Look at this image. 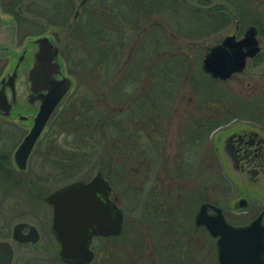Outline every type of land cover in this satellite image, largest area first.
Wrapping results in <instances>:
<instances>
[{
	"label": "rangeland",
	"instance_id": "374dc122",
	"mask_svg": "<svg viewBox=\"0 0 264 264\" xmlns=\"http://www.w3.org/2000/svg\"><path fill=\"white\" fill-rule=\"evenodd\" d=\"M1 1L4 2V0ZM109 1L115 2L116 8L121 10L120 18L122 26L121 30L118 31V34L122 37L121 40H118V43L120 44L118 53H121V56L116 63L109 65V71L107 75L108 77L114 76L113 79L116 80L122 77L125 66L130 64L133 65L134 61L138 63L136 64L138 68H140L141 65L142 69L145 68V64L149 63L148 58L152 57L151 55L153 50L151 49L153 47H157V51L163 53L172 52L175 55H179L183 51L187 52L189 62L193 61L194 56L198 57V59L202 58V56L208 51L209 46L215 44L225 34L231 33L234 30V26L232 25L233 18L229 17L230 15L228 16L229 9L231 11L234 9L235 14L237 8H240V10L238 9L239 12L237 11L238 14L236 15L239 16L240 23L243 26L247 24H253L257 26L256 24L259 23L262 25V28H264V20L261 18H257L256 20L254 17V12L255 16L258 14L256 13V7L253 4L250 6L251 3H247V6L242 5L244 4L242 0H210L208 2L210 4L208 5H214V7L217 8L215 9L218 12L217 14L222 16L221 18L214 17L213 21L216 20L219 22L217 24L213 23V21H211V23L207 22L205 15H199L197 11L192 12L193 9L190 8H205V5L207 4H204V1L206 0H108V2ZM255 1L258 3L259 0ZM78 2L79 0H8L7 6L10 8L12 13H21L24 16H27L24 17V19L31 20V24L33 23L30 28L31 30L40 31L42 29H46L55 31V36L61 38V42L63 44V41L68 39V37L66 38V35H63L61 28L66 23L70 22L75 5ZM171 3L177 6V8L172 12L169 9L171 7H168L171 5ZM236 3L241 5H236ZM61 4H66L67 7L65 6V9L62 10L60 8ZM38 14L40 15L38 16ZM83 15L84 11L78 14L79 20L76 21V24L82 25ZM250 15L252 16L250 17ZM64 16H66V19L62 20L60 23L59 21H55L57 18L61 17L64 19ZM220 19L222 20L221 22ZM189 20L193 21L194 23L191 24ZM254 20H256L258 23L255 24ZM17 24V38H20L19 30L23 31V28L19 27L20 23ZM195 25L196 30L199 31L200 25L203 29L199 31L197 35L193 34L191 36L189 30L195 31ZM85 28L87 29L86 26ZM259 30H262L261 27H259ZM188 35H190V37ZM25 36H23L21 39H25ZM263 38L264 36L262 35V46L264 43ZM84 43H86V40L81 43V46ZM116 44L117 43H115V45ZM119 46L116 45L115 47ZM66 47L67 48L64 49L63 53L64 55L66 54V56H64L65 64H68L70 53L80 55V49L76 51L75 49H70L71 47L69 45ZM261 50L262 48L260 49V52ZM144 59L147 60L144 61ZM196 61L199 62L198 60ZM90 62V59L87 58L84 62V65L88 67ZM255 69L259 70V66H257ZM192 70V68H186L188 74H185L184 78L180 77L177 84L176 82L172 84L173 93L176 95L175 99L172 101L171 99L165 97L163 98L165 100L161 104L163 107L162 111L167 112V117L163 119L161 126L162 131L157 136L159 138V143L163 152L161 157L167 159L166 161L161 160L163 162L172 160L173 157L178 153V141L176 138L179 134L178 130L183 120V118H181L182 110L195 108V103L191 97V94H196V92L192 86L189 85V83H191ZM96 76H92L91 72L87 69L84 70L83 73L73 76L75 86H73L71 92L69 91L68 93L72 95L78 94L79 92L86 93L88 98L94 99L96 94L92 91L93 87V89H98L102 94L105 95L106 104L104 105L108 107L112 104L110 99L111 94L109 93L110 88L105 87L107 77H105V75L101 77ZM141 76L142 75L139 77ZM240 78L243 81H228V83L231 82L232 84L229 85L230 91L232 93H234L235 90H237L239 93H244L246 90L244 80H247L248 78L244 74L240 75ZM255 79L256 80L253 79L254 81L252 80V82L258 84L259 77L257 76ZM109 84L110 83H108V85ZM131 87H133V85H131L130 88ZM188 98H190V101H187ZM239 99H241V97H239ZM66 101L68 102V99L65 98L62 105L66 103ZM66 104H64L63 109L65 108ZM122 110H124V107H122ZM20 113L25 115L27 119H18L17 116L10 117L11 121H13V123H15V125L18 127L15 128L14 132H8L10 135L9 139H7L8 141L4 142V139L0 140V150L3 148L4 142L11 157L15 145L22 135V131L30 126V117L32 112L25 110L21 111ZM51 120L52 119L50 118V120L46 123L39 137L36 139L32 149L30 150L26 161L27 167L25 170L18 171L11 164V171L6 175L10 181L13 180L11 184L8 186L6 182L0 180V232H8L10 225L17 219L21 218L36 223L40 231L39 245L34 249L29 247V249L25 250L26 259H28L26 264H66L58 259L56 257L57 255L55 256L58 245L49 229L50 208L47 202L44 201L43 197L47 192L71 180L78 178L87 180L94 174L96 170L94 166L89 169L88 164L94 163L93 159L90 158V160L86 161L77 172L71 173L70 175L63 178H59L58 175L55 174L56 170L58 169L57 166H54V164L50 165L51 162L45 163L41 161V158H43L41 154L44 153L47 148V131L51 129L49 127ZM66 140L67 139L64 138L62 134H59L55 145L58 144L57 146L60 145L64 147ZM198 149L199 147L194 148V151L196 152ZM191 157L192 159H190ZM191 157L189 158L191 164H188L190 168L185 170L184 179L179 178V180L170 181V184L172 185V191L180 189L179 191L186 190L187 192L189 190H194L201 187L205 198H218L223 202L227 201L229 203L237 197V190L229 188L228 183L220 179L219 176H214V172H212L213 170H209L212 167H209L208 165L198 166L196 161L195 163L193 162V158L195 156L192 155ZM145 167L146 166H139L136 173H142L146 169ZM198 171L201 172V175L199 174L200 177H197ZM0 174V177L4 175L2 167ZM47 174L49 178H46ZM154 174L159 176L158 181L161 185L162 182H167L165 179L166 172L163 171V169L157 164L152 166L146 177H142V173L141 177L147 181H134L133 187L138 188V191H140L138 198L141 200L143 205H145V200L152 192L150 191V183L153 180L152 175ZM19 181L21 183H19ZM111 185V195H116L118 205L123 208L130 218H134L135 216L138 217V215L142 213L143 209L142 205L138 209L137 204H135V206L133 204L135 198L131 193V191L133 192V188L126 186L124 181H114V185ZM31 191H37L36 196L31 194ZM190 196H192V193L188 196V198H186L187 202L190 200ZM197 204L198 203H194L192 206L191 202L189 201L187 206L184 205V207L181 208L182 211L179 210L182 212L183 222L185 221V225L189 230V238H186V246L184 245V251H186L184 262L185 264H216L213 243H211V240L206 237L205 233L202 232L199 235V230L194 229L193 226L190 225L191 217ZM187 208L189 211L192 208V211L189 212ZM94 247L95 251H97L99 248V243H92L93 252ZM147 248L148 247H146V245L142 246L141 249H138L137 247V249L133 250V252L127 254L129 252L126 251V249L120 244L114 247L117 252L116 259L118 258V254L121 256L123 251L126 252L123 258L124 264H149L151 257L149 258V255L147 254ZM140 250L143 251L140 253ZM170 253L174 257V264H184L182 262L183 258L181 257L182 260H179L177 253ZM24 259V255H22L20 258L22 262L21 264L24 263Z\"/></svg>",
	"mask_w": 264,
	"mask_h": 264
},
{
	"label": "trees",
	"instance_id": "16d2710c",
	"mask_svg": "<svg viewBox=\"0 0 264 264\" xmlns=\"http://www.w3.org/2000/svg\"><path fill=\"white\" fill-rule=\"evenodd\" d=\"M209 1H204V4H207L205 8H190L193 9L192 12L197 11L199 15H205L207 22L211 23L214 17L221 18L222 16L217 14L218 12L215 10L217 8L214 5H208L210 4ZM88 4L91 5V10L87 11L88 14H85V16L87 15V20H90L91 25L90 49L86 50L89 53L81 52L76 58H72L74 61L72 64L76 67L73 72L78 75L87 69L94 77L105 75L107 82L110 83L108 85L106 82L105 87L110 88L112 105L106 107L104 105L106 104L105 95L98 89H93V87L92 91L96 94L94 99L88 98L86 93L81 92L78 93L79 95L76 94L70 97L72 103L68 102L64 109L62 108L53 119L51 118L49 125L51 129L47 131V148L41 156L57 162V164L54 162L53 164L58 167L57 175L59 178L77 172L86 161L92 158L94 163L88 164L89 169L94 166L113 185L114 181H124L126 186L133 188L131 193L135 197L134 206L137 204L139 209L142 205L143 210L138 217L130 218L125 211L123 212L122 228L118 235H97L95 237L94 243L98 242L99 248L95 251L94 247L95 255L93 259L85 264H124L125 251L122 252L121 256L118 254L116 259L117 252L114 247L118 244L129 252L127 254L133 252L137 247L141 249L142 246L146 245L148 247L147 254L149 258L151 257L149 264H174V257L170 252L177 253L179 260H182L181 257L184 258V255L186 257V251L182 253L183 255L179 252L182 246L156 244L157 251L154 257L156 260L152 262L154 259H152V249L148 240L152 237L153 231L158 233L156 237L160 239L164 238L165 235L167 236L166 233L170 236V231L173 232L170 225L179 220L178 211L184 205L187 206L189 201L192 203L205 200L204 192L201 187L187 192L178 189L176 196L172 195L174 196L172 197L173 202L169 204L167 189L162 187L167 182H162L161 185L159 181L152 180L150 183V191L152 192L145 200V205H143L138 198L140 191H138V188H134L133 184L135 180L138 182L147 181L142 177L148 175L153 165L139 164L136 158L141 157L143 162H146L151 156L152 151L147 145V138L157 135L161 130L163 119L167 117V112L162 111L161 104L165 100L163 98L167 97L172 101L175 99L176 95L173 93L172 84L174 82L177 84L180 77L184 78V75L188 74L186 68L193 69L189 85L196 92V103L202 100L200 104L204 110L218 112L215 118L206 121L207 126L212 127L217 123L225 122L227 117L223 114V110L243 109L242 100L234 98L235 104L232 108V101L227 96L223 98V96L214 97L208 94L210 92V85L207 83L208 76L201 71L198 65L199 62L196 61H199L198 57L194 56L193 61L189 62L188 53L184 51L179 55H175L172 52L157 51V47H155L154 54L148 58L149 63L145 64V68L142 69V65H139L140 68H138L135 64L132 63L133 65H131L129 63L130 65L125 66L121 78L116 80L113 79L114 76L108 77L109 65L116 63L121 56V53H118L120 48L118 40H121V36L118 34V15L121 10L116 8L115 2H108V0H95L90 1ZM168 7H171L169 8L171 12L177 8L173 3ZM238 9L240 10V8H237V11ZM234 11V9L232 11L229 9L228 14L233 15ZM237 11L235 14H238ZM256 20L255 24L258 23ZM189 21L191 24L194 23L191 20ZM202 29L200 25L199 31ZM199 31L196 30V25L195 31L189 30L191 36L193 34L197 35ZM188 36L190 37V35ZM83 39L85 40L83 36L77 37L71 44L76 45ZM115 43L119 47H115ZM87 58L91 61L88 67L84 65ZM140 75L142 76L139 77ZM131 85L133 87L130 88ZM197 88L208 89L202 91L201 94V91L197 92ZM122 107H124V110H122ZM147 110H151V114H148L150 111ZM149 115L152 117L153 124L147 122ZM198 120L195 118V121L190 122L188 125H196ZM152 125L154 126V132H151ZM15 128L14 125H11L10 132H14ZM157 130L159 131L157 132ZM59 134L67 139L64 147L57 146L58 144L55 145ZM157 153L158 150L154 148V154ZM154 156L159 157L158 154ZM157 165L168 174L183 173L187 168H190V166L181 165L179 162L165 164L161 160L157 161ZM139 166H146V169L142 172L143 175L139 172L136 173ZM12 181L7 179L4 182L9 186ZM19 183L21 182L19 181ZM191 193L190 200L187 202L186 199L183 203L182 197L188 198ZM181 204L183 206L180 207ZM185 233L187 235H185V238H189L188 229ZM141 251L143 250H140V253Z\"/></svg>",
	"mask_w": 264,
	"mask_h": 264
},
{
	"label": "flooded vegetation",
	"instance_id": "af4514ba",
	"mask_svg": "<svg viewBox=\"0 0 264 264\" xmlns=\"http://www.w3.org/2000/svg\"><path fill=\"white\" fill-rule=\"evenodd\" d=\"M90 1H95V0H79V2L75 5V9H74V12L72 13L70 22L66 23L61 28V31H63V35H66V38L68 37V39L63 41V44H62L61 38L55 36L54 34L55 31L46 30V29L45 30L42 29L40 31L31 30L30 28L33 23L31 24L32 22L31 20L24 19V17H27V16H24L21 13H18V14L12 13L10 8L7 6L8 0H4V2L0 0V70H1L0 78H2L4 75L8 73L13 72V87H14V90L10 91V89L8 88L6 84V79L3 80L4 92H5L8 102L10 103V109H9L8 114H4L3 112L0 111V140L4 139V142L8 141L7 139H9L10 137L8 132L10 131L11 125L18 127L17 125H15V123H13V121H11L10 117L17 116L18 119H23V118L25 119L26 116L21 114L20 112L25 111V110L30 111L32 112V115L30 117V124H31L32 117L37 109V106L39 103V96H38L39 92L31 91L30 82L28 79V70L33 63L34 53L37 50V43L34 41L35 38L44 36L50 41L52 46L56 47V55L52 59V61L58 63L59 71L55 73L53 72L52 73L53 76L55 78L67 76L70 80V85L68 89L66 90L65 94L62 96L60 101L58 102L57 106L53 110L50 117L53 119L54 116L57 115V113L63 108L64 104L68 102L70 103L72 101L70 100V97L74 95L69 94L68 92L69 91L71 92L73 86H75L73 76L77 75L76 73L73 72V69H75L76 67L72 64L74 63L72 58H76L78 54L70 53L68 64H65V58H64L63 51L65 48H67L66 47L67 45L71 47L70 49H75L76 51L80 49V53L86 52V50L90 49L91 25L89 22L90 20L89 21L87 20V15L85 16V14H88L86 12L91 10V7H90L91 5L88 4V2ZM242 2H244V4L242 5H245V6L248 5L247 3H251L250 6L253 4L256 7V10H257L256 13H258L255 16V12H254L253 13L254 17L256 19L261 18L264 20V0H259L258 3L255 0H242ZM236 5H241V4L236 3ZM65 6L67 7L66 4L65 5L61 4L60 8L64 10ZM83 11H84V15L82 17L83 23L82 25H78L76 24V21L79 20L78 14ZM39 15L40 14H38V16ZM120 15L121 13L118 15V31L121 30V26H122ZM229 15L230 14H228V16ZM251 16L252 15H250V17ZM229 17L233 18L232 25L234 26V30L231 33H228V34H233V38L230 41L235 42L241 37H243L245 34L246 28L252 25L255 28L254 36L257 39L258 50L252 56H248L245 58L244 66L240 70L232 71L230 72L228 76L223 77V78L212 75L209 72H205L202 70V58L205 56V54L208 51L202 56V58H199L198 65L201 71L208 76V82L206 81L210 85L209 86L210 92L208 94L214 97H217L218 95L223 96V98L226 97L225 95H228L227 98H229L230 101H232L231 102L232 108H234L235 99H239V97H241L243 109L223 110L222 112L225 115V117H227V120L225 122L217 123L214 126L210 127L209 125L207 126L205 124L206 121H208V119L210 120L211 118H215L218 112L217 111L209 112L207 110H204L202 108V105L200 104L202 100H199L196 103L195 94H191V97L195 103V108L188 109V110L183 109L181 112L182 113L181 118H183V120L181 119L182 122L178 130L179 134L176 138V140L178 141L177 143L178 153L176 156L173 157L172 160H168V162H165V164L169 162H172V163L179 162L181 165L182 164L188 165V164H191L190 159H192L191 156L194 155L195 156L193 158L194 163L196 161L198 166L208 165L209 167H212L209 170H213L212 172H214V176L216 177L219 176L220 179L228 183L229 188H233L237 190V197L230 203L227 201L223 202L221 201V199L219 200L218 198H208V197L205 200H200L197 202L194 201L191 203L192 206L194 205V203L195 204L198 203V204L196 205V208L194 207L195 209L191 217L190 225H192L194 229L199 230V235L200 233L203 232L205 233L206 237L211 240V243H213L214 245V255L215 256H216L215 238L212 237L208 233V231L206 230L203 224H196L194 222L195 211L197 210V207L202 202H208L218 207L225 221L231 225H244L248 223L249 221H251L252 219H254L256 216L260 215L259 222L264 227V49H263L264 43L262 46V42H261L262 35L264 36V28H262V25H260L259 23L256 24L258 27L253 24H247L243 26L240 23L239 16L236 14L230 15ZM65 19H66V16H64V19H62L61 17V18H57L55 21H59L60 23L62 20H65ZM217 22L218 21L214 20L215 24H217ZM17 23H20L19 27L23 28V31L19 30L20 38H17V32H18ZM80 26L82 27V30ZM85 26L87 27V29L85 28ZM259 27H261L262 29L261 31L259 30ZM228 34H225V35H228ZM23 36H25L26 38L24 37L25 39H21ZM80 36H83L85 38L86 43H84L81 46V43L85 41L83 39V40H80L78 44L76 45L71 44V42H73L77 37H80ZM223 37L220 38L213 45L220 43ZM213 45L209 46L208 50ZM154 48L155 47L151 49L153 50L152 55L154 54ZM226 48L228 51L232 50V47H226ZM242 48L244 49V47ZM261 48L262 50L260 52ZM86 53H89V52H86ZM134 64L136 65L138 63L134 62ZM257 66H259V70L255 69L257 68ZM242 74L246 75V77L248 78L247 80H244L246 90L244 91V93L242 92L239 93L237 92V90H235V92L232 93L230 91L229 85H232L231 82L233 80H236L238 82L243 81L240 78V75ZM257 76L259 77L258 84L252 82L253 79L256 80L255 77ZM229 80L231 81L230 83H228ZM206 89L197 88V92L201 91V94H202V91H207ZM65 98L68 99V102L66 101V103L62 105ZM190 98H188L187 101H190ZM147 111H150L148 112V114H151V110H147ZM148 117L149 118H147V122L150 124L151 123L153 124L151 120L152 118L151 115H149ZM195 118L199 119L198 121H196V125H188L190 122L195 121ZM47 122L48 120L46 121V123ZM28 128L24 130L19 141L21 140L23 135L26 133ZM159 130H157V132ZM160 131H162V127ZM160 131L157 133V135L150 136L149 138H147V145L148 147L151 148L152 153H151V156L147 159L148 161L146 162H143V158L137 157L136 161L139 164L155 165L157 164V161L167 160L161 157L163 152H162V147L160 146V143H159V138L157 137L161 133ZM151 132H154L153 125H152ZM40 133L38 134L37 138L39 137ZM225 140H227V144L230 147L229 157L230 159H233V162H235L237 165V168L233 170H231L226 164V155L222 150V146ZM4 142H3V148L0 150V171L2 167L3 172H4V175L0 177V180L2 181H5L8 179L6 175L9 174V172L11 171L10 164H12L13 167H15V169H17L18 171H23L27 167V164H26L23 169L17 168V166L15 165L13 161V151L16 145L18 144V142L12 151V157L10 156L9 151L6 147V144ZM198 147L199 149L196 150L195 152L194 148H198ZM154 148L158 150L157 154L159 155V157L154 156V155H157V154H154ZM27 158H26V161H27ZM41 161L45 163L51 162L50 165H53V162L57 164L55 160H51V159L41 158ZM55 164L54 166H56ZM244 170L246 171L245 173H244ZM57 173H58V169L56 170L55 174ZM200 173L201 172L198 171L197 177H200L201 175ZM100 174L102 177H104L101 171H100ZM239 174H242V176L245 177V183L239 180L238 178ZM46 178H49L48 174L46 175ZM104 178L107 179L106 177ZM152 178H153V181H158L159 176L157 174H154L152 175ZM179 178L184 179V172L178 173V174L177 173L176 174L166 173L165 175V179L169 183H167L166 185H163L162 187L167 189V194H168L167 199H168L169 204L173 202L172 197L176 196L178 192L177 191L178 189L172 191L171 189L172 185L170 184V181L179 180ZM36 193L37 191H31V194H34V196H36ZM111 193H112V185H111V191L109 192V197L112 201L115 202L117 206L121 208L122 222H123L124 210L120 205H118L116 195L112 196ZM182 199L184 200L183 203H185L186 198L182 197ZM239 199L243 200L242 204H239ZM181 206H183V204H181L180 207ZM180 210L182 211V209ZM191 211H192V208L190 209L189 212ZM206 212L208 214H213L214 209L210 206L209 207L207 206ZM177 215L179 216V220L178 222H175V224L170 225L172 226L171 230H173V232L170 231V236H168V233H166L167 236L165 235L163 239H160L156 237L158 233H156V231H153L152 237L149 238L148 241L152 249V257H153L152 259H154L155 253L157 251L156 244H161V245L169 244L170 246H175V247L182 246L179 249V252H181V254L185 252L184 245H186L185 243L186 233L185 232L187 230V226L185 225L186 224L185 221L183 222L182 212L179 211ZM18 221H25L29 224H33L38 232V235H40V231L36 223L30 220L24 219V218L17 219L16 221H14L10 225L8 232L6 233L0 232V239L11 241L12 257H11L10 264H21L22 262L20 258L22 257V255H24V258H25L23 264H26L28 259H26L25 250L29 249V247L31 249L36 248L39 245V240H40V236H38V239L36 240V242H32L30 240H26V241L11 240L12 225ZM49 222H50V217H49ZM27 228L28 226H24L20 228V230L22 233H25L27 231ZM49 229H50V223H49ZM95 237L91 238L90 244H89L90 249L92 251H93V248L91 247V243L95 241ZM55 256L58 259H60L58 255V248L56 250ZM155 260L156 259L152 260V262H154ZM263 260H264V255H263ZM165 261L167 262V260ZM184 261H185V255L182 260V262L185 264Z\"/></svg>",
	"mask_w": 264,
	"mask_h": 264
},
{
	"label": "water",
	"instance_id": "95a60500",
	"mask_svg": "<svg viewBox=\"0 0 264 264\" xmlns=\"http://www.w3.org/2000/svg\"><path fill=\"white\" fill-rule=\"evenodd\" d=\"M254 34L255 28L250 25L244 36L235 42L230 41L233 34L225 35L202 58V70L221 78L240 70L245 58L258 50ZM34 41L37 43V50L28 70V79L31 91L39 92V103L28 130L13 151V161L20 169L25 167L35 139L70 85L67 76L55 78L52 74L59 71L58 63L52 61L56 55V47L44 36L37 37ZM226 47H232V50L228 51ZM4 79L10 91H13V72L0 78V111L8 114L10 103L4 92ZM222 150L228 167L236 169V163L229 157L227 140L224 141ZM238 176L245 183V177L242 174ZM110 190L108 180L97 170L88 180L75 179L44 196L51 209L50 229L63 262H89L93 257V251L89 247L92 236L116 235L120 232L122 211L110 199ZM242 202L239 199V204ZM207 206L214 209L213 214L206 212ZM259 217L260 215L256 216L244 225H231L225 221L218 207L202 202L195 211L194 222L203 224L215 238L216 264H264V227L260 224ZM24 226L28 228L22 233L20 228ZM38 236L33 224L18 221L12 225L11 240L36 242ZM11 257V241L0 239V264H10Z\"/></svg>",
	"mask_w": 264,
	"mask_h": 264
}]
</instances>
